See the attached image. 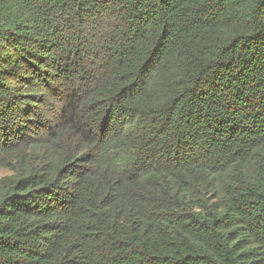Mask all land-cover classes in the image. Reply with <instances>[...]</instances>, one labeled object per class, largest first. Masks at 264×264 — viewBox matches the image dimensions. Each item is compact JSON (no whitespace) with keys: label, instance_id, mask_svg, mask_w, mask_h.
I'll list each match as a JSON object with an SVG mask.
<instances>
[{"label":"trees","instance_id":"obj_1","mask_svg":"<svg viewBox=\"0 0 264 264\" xmlns=\"http://www.w3.org/2000/svg\"><path fill=\"white\" fill-rule=\"evenodd\" d=\"M0 264H264V0H0Z\"/></svg>","mask_w":264,"mask_h":264},{"label":"rangeland","instance_id":"obj_2","mask_svg":"<svg viewBox=\"0 0 264 264\" xmlns=\"http://www.w3.org/2000/svg\"><path fill=\"white\" fill-rule=\"evenodd\" d=\"M10 175V173L2 168H0V178Z\"/></svg>","mask_w":264,"mask_h":264}]
</instances>
